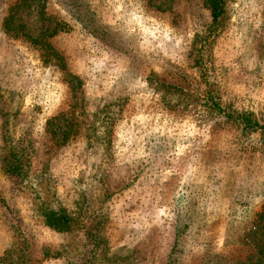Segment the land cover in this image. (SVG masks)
I'll use <instances>...</instances> for the list:
<instances>
[{
	"label": "rangeland",
	"instance_id": "rangeland-1",
	"mask_svg": "<svg viewBox=\"0 0 264 264\" xmlns=\"http://www.w3.org/2000/svg\"><path fill=\"white\" fill-rule=\"evenodd\" d=\"M203 1L23 10L33 36L68 30L43 38L56 59L5 32L0 0V264H264V146L239 122L264 119V0L213 26Z\"/></svg>",
	"mask_w": 264,
	"mask_h": 264
},
{
	"label": "trees",
	"instance_id": "trees-1",
	"mask_svg": "<svg viewBox=\"0 0 264 264\" xmlns=\"http://www.w3.org/2000/svg\"><path fill=\"white\" fill-rule=\"evenodd\" d=\"M48 1L49 0H15V2L10 5L7 14L4 17L3 29L6 33H9L10 36L21 38L24 41H27V43L33 45L39 51H42L46 58L53 56L58 59L63 56L65 57V55L52 45L46 43V40L44 41L43 38L45 39L46 36H56L61 31H68L65 30L66 28L64 29L59 22H56L54 28L49 34H46V36L45 33H39V35L33 36L30 32L26 31V24L18 21L21 12L31 7L37 9L38 14L43 20L46 19V16L48 15ZM203 2L210 13L211 26L218 24L225 12L226 0H204ZM68 27V29H70V26ZM45 45L47 46L46 48H44ZM46 61L48 60L46 59ZM218 109L221 112L224 110V108L219 105ZM233 114V112H229V115H227L232 117ZM240 117L241 119L238 120L241 124H244L245 130L259 131L261 133V140L264 146V119L254 118L252 115L246 114L239 116V118ZM23 157L24 153L22 151H17L15 149L10 150L7 158L3 160L4 172L12 177L23 178L26 175V171L23 168ZM44 216L47 224L58 231H66L72 228L71 218L63 210L49 209L44 212Z\"/></svg>",
	"mask_w": 264,
	"mask_h": 264
}]
</instances>
